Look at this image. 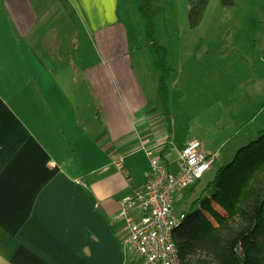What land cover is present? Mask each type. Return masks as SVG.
Listing matches in <instances>:
<instances>
[{
    "label": "crops",
    "instance_id": "obj_1",
    "mask_svg": "<svg viewBox=\"0 0 264 264\" xmlns=\"http://www.w3.org/2000/svg\"><path fill=\"white\" fill-rule=\"evenodd\" d=\"M252 1L219 0L215 11L223 21L232 8L247 18L248 10L237 6L254 8ZM138 4L0 0V264H143L123 250L127 229L115 216L120 200L145 184L149 156L142 147H152L173 171L180 169L182 149L191 139L217 158L213 151L219 146L189 129L178 132L176 115L183 108L200 114L205 100L219 98L218 64L226 46L238 47L230 40L233 29L219 31L212 48L196 44L187 50L166 44L155 27L173 68L167 126ZM197 26H190L194 35ZM82 35L91 59L81 53ZM244 37L252 49L251 35ZM250 122L227 138L221 133L214 138L243 146L264 128L251 131ZM187 188L175 212H185L179 204L193 190Z\"/></svg>",
    "mask_w": 264,
    "mask_h": 264
},
{
    "label": "trees",
    "instance_id": "obj_2",
    "mask_svg": "<svg viewBox=\"0 0 264 264\" xmlns=\"http://www.w3.org/2000/svg\"><path fill=\"white\" fill-rule=\"evenodd\" d=\"M159 2L139 0L138 13L145 47L158 73L157 101L169 126L173 68L167 48L155 36L154 19L164 13ZM208 2L188 0L190 26L200 23ZM221 2L234 4V0ZM197 199L202 203L199 209L185 211L184 222L173 231L182 264H264V128L218 169Z\"/></svg>",
    "mask_w": 264,
    "mask_h": 264
},
{
    "label": "rangeland",
    "instance_id": "obj_3",
    "mask_svg": "<svg viewBox=\"0 0 264 264\" xmlns=\"http://www.w3.org/2000/svg\"><path fill=\"white\" fill-rule=\"evenodd\" d=\"M212 1L210 14L197 26L195 35L193 34L195 30L190 27L188 0H160L164 13L155 17L156 36H161L166 44L178 49L184 46L187 50H191L196 44L212 48L214 44H218L219 31L225 32L227 28L233 29L230 40L238 46H226V56L218 64L223 73L220 79L222 87L219 98L205 100L200 114H189L188 109L183 108L178 112L180 115L178 117L176 115L177 125H181L178 128L179 133L183 134L189 129L200 139L203 137L207 139V144L219 146L213 151L217 153V158L211 168L192 185L191 194L180 202L179 206L185 211L199 209L202 203L201 199L197 198L201 195L202 189L216 177L222 165L233 159L239 148L234 142L220 143L222 138L215 139L214 135L221 133L223 138H227L235 132L239 124L248 120H251L248 125L251 131L255 129L259 131L264 127V0H253L254 8H249L247 5L237 6L248 10L249 17L237 16L235 13L242 15L239 8H232L234 12H229L224 21L219 11H215V8L221 6L219 0H215V4L214 0ZM236 1L250 2V0ZM230 18L233 21L231 24H226L225 21ZM247 32L251 35L249 43L253 46L250 50H247L249 46L244 44L247 40L244 34ZM80 46L83 57L91 59L92 52L83 35ZM212 54L215 55L213 52ZM210 62L216 63L214 59ZM203 102L204 100L201 101L202 104ZM183 114L187 117L182 121L180 118ZM257 137L258 135L254 139ZM194 200L196 201L193 204Z\"/></svg>",
    "mask_w": 264,
    "mask_h": 264
},
{
    "label": "built area",
    "instance_id": "obj_4",
    "mask_svg": "<svg viewBox=\"0 0 264 264\" xmlns=\"http://www.w3.org/2000/svg\"><path fill=\"white\" fill-rule=\"evenodd\" d=\"M142 148L149 156L145 184L135 195L120 200L115 215L125 221L127 229L122 248L138 255L143 264H182L173 231L184 222L186 213L175 212L174 206L179 193L200 180L216 156L204 152L199 140L191 139L182 149L180 169L173 171L152 147ZM117 166L122 167L120 161ZM133 209L139 213L138 217L133 216Z\"/></svg>",
    "mask_w": 264,
    "mask_h": 264
}]
</instances>
